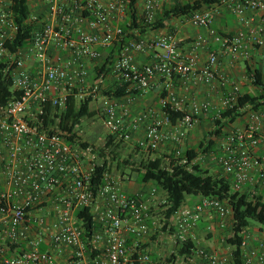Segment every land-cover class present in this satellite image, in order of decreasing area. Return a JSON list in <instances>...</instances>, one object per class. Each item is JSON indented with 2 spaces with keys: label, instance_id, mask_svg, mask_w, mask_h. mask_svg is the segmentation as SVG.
I'll return each mask as SVG.
<instances>
[{
  "label": "built area",
  "instance_id": "2783aa9c",
  "mask_svg": "<svg viewBox=\"0 0 264 264\" xmlns=\"http://www.w3.org/2000/svg\"><path fill=\"white\" fill-rule=\"evenodd\" d=\"M44 1L47 13L43 20L32 15L34 22L42 23L31 44L12 52L6 43L18 27L9 1L0 0V64L7 65L3 73L18 93L0 105V264H232V253L201 246L195 234L208 209L216 212L219 227L228 229V203L203 198L167 219L164 226L168 225V238L176 250L189 241L195 247L190 254L170 261L168 257L153 258L148 244L159 237L164 226L152 208L159 194H163L161 204H166L164 193L152 188L147 195H131L121 179L109 171L103 174L101 184L94 186L97 162L93 149L78 140H67L59 129L41 127L47 104L60 112L74 91L80 100L97 98L103 79L92 85L86 61L101 57L99 47L109 48L124 40L122 26L114 21H124L128 7L127 0ZM192 1L143 0L142 16L151 22L164 3ZM220 9H227L245 24H249L247 14L251 12L260 17V23L233 36L222 35L214 27ZM186 21L206 30L192 41L189 56L181 51L176 35L169 32L124 44L111 71L116 81L128 83L130 90L146 92L160 76L165 95L160 98V113L148 110L133 118L129 99L103 96L104 125L114 140L129 142L144 124L145 134L138 146L155 152L166 142L180 145L190 130L209 118L213 104L194 100L187 105L174 89L176 79L204 86H213L215 81L224 87L229 84L230 90L222 96V109L233 107L244 93L238 82L222 76L218 64L224 52L232 66L242 60L253 64L250 46L264 54V0H218L194 11ZM204 47L210 50L199 67L198 51ZM145 51H154V57L140 67L134 54ZM30 61L36 63L35 73L27 69ZM250 76L255 82V75ZM172 112L181 114L175 122ZM208 157L228 175L234 191L250 199L260 197L264 203V111L251 112L242 127H235L222 139L220 153ZM80 209H89L99 226L91 234L76 215ZM248 233L240 246L243 263L264 264V240Z\"/></svg>",
  "mask_w": 264,
  "mask_h": 264
},
{
  "label": "trees",
  "instance_id": "16d2710c",
  "mask_svg": "<svg viewBox=\"0 0 264 264\" xmlns=\"http://www.w3.org/2000/svg\"><path fill=\"white\" fill-rule=\"evenodd\" d=\"M8 1L18 30L13 39L6 43V46L15 52L31 44L36 31L41 27L42 21L34 22L32 20L34 10L30 3L31 0ZM127 1L128 20L122 25L124 40L116 41L108 48V51L100 52L101 57L98 60L101 63L96 66L94 71L97 80L100 78L104 80L111 74L114 62L128 41L139 40L149 31L173 30L169 24L174 18H187L194 11L209 7L217 3L218 0H194L188 3L164 6L151 22H147L141 15L140 0ZM38 16L40 20H43L45 14ZM6 66L4 63L0 64V105L6 104L18 96V93L13 89L9 76L3 73ZM247 71L249 75H255L254 84L257 91L255 93L244 92L233 107L219 108L215 111L212 118L213 129L197 146L181 151L179 155L177 154L178 149H175L169 157L160 156L154 159L141 160L138 165L132 167V171L137 173V178L142 184L152 183L164 193L166 204L162 205V208L166 220L184 208L187 197L218 199L228 203L231 209V226L228 230L229 235L226 237V244L232 249V264H244L240 246L245 237V232L251 228V225L258 226L264 232V203L260 197L250 199L249 196L234 191L231 179L224 171L219 175L212 174L196 160L202 153L206 155L213 152L220 153L221 140L227 134L226 128L235 125L239 119L248 121L251 112L264 111L263 71L257 68L252 69L250 66L247 67ZM138 92L142 91L130 90L128 83L115 81L109 89L103 91V94L110 99L122 101L127 96ZM77 94L78 92L74 91L68 96L66 108L60 112L51 104H47L44 114L41 116V127L52 131L59 129L65 133L67 140H78L82 146L87 147L89 144L82 140L77 128L81 125L83 118L93 117L96 114L91 110L94 98L88 96L80 100ZM164 95L165 93L162 94V96ZM170 115L172 121L175 122L181 114L172 112ZM118 146L119 143L116 144L114 138L109 135L104 148L99 149V155L104 160L96 163L94 186L101 184L105 172H111L109 159L119 160L116 148ZM123 164L127 165L128 161L123 160ZM210 164V168L215 166L221 168L216 163L210 162ZM76 215L82 220V225L88 234L99 227L93 220L89 209H80ZM193 247H195V243L191 241L184 243L183 246H178L177 251L172 253L168 260H172L177 255L190 254ZM152 257L157 258L154 254Z\"/></svg>",
  "mask_w": 264,
  "mask_h": 264
},
{
  "label": "crops",
  "instance_id": "0c3cea01",
  "mask_svg": "<svg viewBox=\"0 0 264 264\" xmlns=\"http://www.w3.org/2000/svg\"><path fill=\"white\" fill-rule=\"evenodd\" d=\"M169 5H170L169 3H164V6H169ZM46 7L44 11L45 15L47 13ZM142 8H143V0H140L139 9L141 15H142ZM127 20H128V16L126 15V19L124 21H119V22L114 21V24L122 26L127 22ZM247 20L249 24H245L241 22L235 15H233L227 9H220L216 13L214 27L218 30L219 33H222V35L233 36L240 30L247 31L250 27L257 26V24L260 23V17L252 14L251 12H248ZM169 25L172 28H175V30H177V33L175 35L179 41L180 49L183 51V54L185 56L190 55L192 51L191 44L194 38H196L197 35L206 32V30L204 29L195 28L190 25L192 28L196 29V31L194 32H196L197 35L191 36L192 41H189L186 40L188 39L189 36H186L184 34L182 26H180L177 22H172V21L170 22ZM84 28L88 29L87 24H84ZM168 30L169 29H165L161 31H149L140 38H151L156 35L168 33ZM205 49L206 47L198 51L199 67H201L207 60L208 54L206 53ZM99 50L100 52H106L108 51V48L99 47ZM250 50L252 52L253 64H251V62L249 61L242 60L236 66H232L229 54L227 52L226 53L224 52L225 54L224 53L222 54L223 61L220 63L219 60L218 70L222 74V76L226 77L228 80H233L238 82L241 85L243 92L255 93L257 91V88L254 82L251 81V76L247 71V67L250 66L252 67V69L257 68L262 70L264 76V54L259 49L253 46H250ZM153 57H154V51L136 52L134 54V61L138 66L143 67L148 63H150ZM86 64L90 74L89 80L91 82V73L95 71L96 66L94 64V61L88 60L86 61ZM35 67H36V63L34 61H30L29 64L27 65V69L32 73H35L34 71ZM109 76L113 78V82L116 81L115 77L112 74H110ZM163 82H164L163 77L156 76L151 82V87L146 92L134 93L122 100V101H127L128 99L130 100L129 107L131 112V118L140 115L141 113L148 110H156L158 113H160L161 111L160 98L164 93ZM174 87L178 96L184 99L187 105H189L194 100L197 101L208 100L213 105L219 104L220 107H221V100L223 94H225L226 91L230 90L229 84L226 87H224L218 81H215L213 86H204V85H196L193 83H185L182 80L176 79L174 81ZM145 128L146 125L144 124L141 125L139 130L133 134L132 139L129 142H123V143L130 144L132 147L138 148L141 152H147L145 150H142L138 146L139 139L142 138L145 134ZM197 133L198 131H196V128L190 130L188 132L186 139L180 145H175L172 142L164 143L158 150V152H160V156L169 157V155H171L173 150L178 149L179 146L181 151H185L186 149H188L186 147H188V145L192 143L191 139H193L197 135ZM114 141L117 144L116 142L117 140ZM205 169H208L212 174L215 175H219L223 173V169L218 166L217 167L215 166L214 168H205ZM249 187L250 185L246 186V188ZM124 190L126 191V188H124ZM138 191L139 190L136 189V191H131V193H129L128 191L126 192L131 195H137L139 194ZM199 200L200 198L191 199L188 205H185L184 207H192L196 203H198ZM218 223H219V218L216 212L212 209H208L203 213L200 221L198 222V226L195 230V234L198 238V243L201 246L209 250H218L220 252H223L222 249L220 248V245L224 242L225 238L229 234H228V229L227 228L221 229ZM201 232L205 234L207 240L205 238L204 241V239L200 238ZM153 239L157 240L156 237H154ZM254 243L256 244L257 242ZM148 245L150 249L152 243H149ZM157 258H159V256H157Z\"/></svg>",
  "mask_w": 264,
  "mask_h": 264
},
{
  "label": "rangeland",
  "instance_id": "374dc122",
  "mask_svg": "<svg viewBox=\"0 0 264 264\" xmlns=\"http://www.w3.org/2000/svg\"><path fill=\"white\" fill-rule=\"evenodd\" d=\"M30 3L34 10V14H45L44 11L46 4L44 0H31ZM172 22H177L180 26H182L184 34L186 36H189L186 40L192 41L191 36L197 35L196 32H194L196 31V29L188 25L186 18H174ZM170 31L173 34L177 33V30H175V28H173V30H168V32ZM205 51L208 54V48H206ZM222 61L223 58L222 55H220V63ZM100 63L101 61L99 60L94 61L95 66H99ZM91 83L92 85H97V79H95L94 72L91 73ZM113 83V78L107 76L103 80V83L98 84L100 88L98 89L97 98H95L91 104V110L94 111L96 114L93 117L83 118L81 125L79 126V128H77L78 134L82 138V140L87 142L89 146L93 149V154L97 163L102 162L104 160V158L99 155V149L104 148L107 142V137L109 136L108 129L104 125V120L102 116V98L103 96H105L103 94V91L109 89L113 85ZM213 107L214 109L212 110V113L210 114L209 118L203 119L201 123L195 127L198 133L193 139H191L192 143L189 144L186 148L197 146L199 142L203 140L205 136L208 135V133L213 129L212 118L214 112L221 108L219 104H214ZM246 122V119H239L235 125L226 128V132L228 133L232 131L235 127H242ZM116 142L119 143V146L116 147L119 160L113 161L109 159L111 163V173L121 179L123 187L126 188V191H128L129 193H131V191H136L137 189L139 190L138 192L140 195H147L149 190L152 188H156V186L152 183H149V185H142V183L137 178V173L135 171H132V167L138 165L141 160L154 159L156 157H160V152H141L138 148L132 147L130 144H126L119 141ZM123 160H127L128 164H123ZM196 162L206 168H210L211 166L208 155L203 153L198 156ZM162 199L163 194H159L154 201L155 204L152 209L157 220L160 222L161 225L164 226V223H166V217L164 215V209L162 208L161 204ZM191 199H195V197H187L185 205H188ZM167 228L168 225L164 226L162 231L160 232L159 237H157V240L153 239V241L151 242L152 245L150 246V252L152 251L151 253L156 256H159V258H167L173 252L177 251L174 242L170 241V239L168 238ZM248 232L252 237L264 240V232L261 231L258 226L251 225V228L248 230ZM200 238L204 239V241L205 238L207 240V237L203 232H201ZM225 243L226 238L224 242L220 245V248L223 252L230 254L232 252V249ZM252 244L255 243L253 242Z\"/></svg>",
  "mask_w": 264,
  "mask_h": 264
}]
</instances>
